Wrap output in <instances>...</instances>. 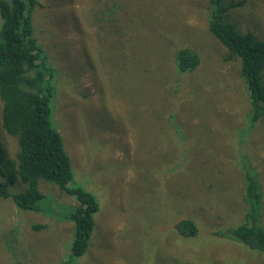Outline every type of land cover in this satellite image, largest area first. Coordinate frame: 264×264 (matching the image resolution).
<instances>
[{"label": "rangeland", "instance_id": "374dc122", "mask_svg": "<svg viewBox=\"0 0 264 264\" xmlns=\"http://www.w3.org/2000/svg\"><path fill=\"white\" fill-rule=\"evenodd\" d=\"M229 2L240 4L226 20L263 39L264 0ZM209 10L207 0H37L51 121L98 211L71 257L74 198L48 182L41 212L0 198V264H264V251L222 234L252 209L264 231V112L250 123L241 64L224 60ZM180 50L197 56L194 69L178 70ZM0 139L14 158L15 139ZM248 178L257 206L244 200Z\"/></svg>", "mask_w": 264, "mask_h": 264}, {"label": "trees", "instance_id": "16d2710c", "mask_svg": "<svg viewBox=\"0 0 264 264\" xmlns=\"http://www.w3.org/2000/svg\"><path fill=\"white\" fill-rule=\"evenodd\" d=\"M209 32L228 50L225 61L241 64V77L248 98V119L256 122L264 112V38L256 39L250 32L239 33L226 20V12L240 3L207 0ZM37 0H0V137L1 132L15 139L18 150L11 158L0 139V198H10L19 209L43 211L41 182L57 186L74 198L68 214L73 224L71 257L81 256L87 249L98 211L95 197L74 181L71 161L63 139L51 121L55 71L38 45L32 25V10ZM181 72L194 69L198 58L189 50L176 55ZM18 180L24 192L10 194L9 186ZM245 202L259 203V190L248 178ZM257 203V204H256ZM253 211V209H252ZM252 211L243 223L222 234L248 247L264 251V231ZM194 231L192 222L183 221Z\"/></svg>", "mask_w": 264, "mask_h": 264}]
</instances>
